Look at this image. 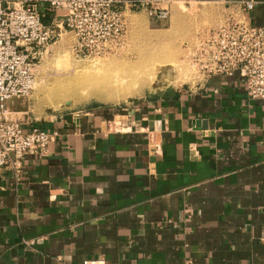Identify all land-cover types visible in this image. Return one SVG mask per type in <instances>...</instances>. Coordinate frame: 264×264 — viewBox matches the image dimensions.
Wrapping results in <instances>:
<instances>
[{
  "label": "crops",
  "instance_id": "crops-1",
  "mask_svg": "<svg viewBox=\"0 0 264 264\" xmlns=\"http://www.w3.org/2000/svg\"><path fill=\"white\" fill-rule=\"evenodd\" d=\"M194 1L264 26V0ZM9 110L57 136L19 181L0 170V264H264V102L238 71L123 105Z\"/></svg>",
  "mask_w": 264,
  "mask_h": 264
},
{
  "label": "built area",
  "instance_id": "built-area-1",
  "mask_svg": "<svg viewBox=\"0 0 264 264\" xmlns=\"http://www.w3.org/2000/svg\"><path fill=\"white\" fill-rule=\"evenodd\" d=\"M39 4L60 12V18L45 24ZM243 7L251 9L253 3L245 1ZM131 9H144L162 20L169 16V0H0V170L7 168L19 181L24 156L42 152L57 136L37 127L25 131L8 107L12 99L31 93L34 67L47 45L68 29L74 34L76 53H111L124 40V13ZM186 59L202 78L238 71L247 96L264 102V26L229 16L200 33L188 46Z\"/></svg>",
  "mask_w": 264,
  "mask_h": 264
},
{
  "label": "rangeland",
  "instance_id": "rangeland-1",
  "mask_svg": "<svg viewBox=\"0 0 264 264\" xmlns=\"http://www.w3.org/2000/svg\"><path fill=\"white\" fill-rule=\"evenodd\" d=\"M124 15V40L104 55L76 53L74 34L63 31L37 61L31 93L12 99L9 107L25 111L24 117H41L95 105H123L151 93L194 84L201 76L186 59L188 46L200 33L226 19L219 5L194 0H171L169 16L162 20L150 17L144 9L126 10ZM103 77L107 79L102 81ZM99 80L101 83L94 84ZM68 87L80 97L58 95L55 102L46 101L50 92ZM100 87L110 91V100L98 94Z\"/></svg>",
  "mask_w": 264,
  "mask_h": 264
},
{
  "label": "bare ground",
  "instance_id": "bare-ground-1",
  "mask_svg": "<svg viewBox=\"0 0 264 264\" xmlns=\"http://www.w3.org/2000/svg\"><path fill=\"white\" fill-rule=\"evenodd\" d=\"M76 73V72H75ZM102 81H104L105 79H107L106 77L100 78ZM161 80V79H160ZM101 83V81H97L94 84H98ZM107 83V82H104ZM157 83V82H156ZM98 94H100L101 97H103V99H106V101L110 100L109 97L111 96L110 91L108 89H105L103 87H100L98 90ZM58 95H73L76 98H79L80 96L77 94V92L75 91L74 88L72 87H68V88H63L61 91H52L50 92V95H48L46 98V101L48 103H53L55 102V100L53 98L58 97Z\"/></svg>",
  "mask_w": 264,
  "mask_h": 264
}]
</instances>
